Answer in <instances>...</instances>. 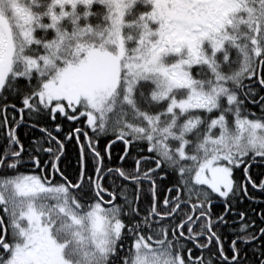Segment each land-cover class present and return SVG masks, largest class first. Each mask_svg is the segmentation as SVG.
<instances>
[{
  "label": "snow or ice",
  "instance_id": "snow-or-ice-1",
  "mask_svg": "<svg viewBox=\"0 0 264 264\" xmlns=\"http://www.w3.org/2000/svg\"><path fill=\"white\" fill-rule=\"evenodd\" d=\"M256 159L264 0H0V264H264Z\"/></svg>",
  "mask_w": 264,
  "mask_h": 264
},
{
  "label": "trees",
  "instance_id": "trees-1",
  "mask_svg": "<svg viewBox=\"0 0 264 264\" xmlns=\"http://www.w3.org/2000/svg\"><path fill=\"white\" fill-rule=\"evenodd\" d=\"M257 108H258V106L253 108V110H257ZM73 126H77V125H74L70 122L65 121L64 131L65 132L69 131L71 129V127H73ZM87 131L89 132V135H92L91 129H87ZM18 134L20 135L22 141L27 143L31 137H33L34 135H36L38 133L36 132V130L25 131V130L18 129ZM109 136H110V134H109ZM110 138H111V136H110ZM101 143H105V141L102 140ZM122 148H123L122 143H116L113 145V147L111 149L112 157H113V163H115L117 165L119 164L118 157L122 152ZM77 152H78V148H77V145L75 144V141L68 142L66 145V152H65L64 160L67 163L71 164L73 167L75 166V163H76ZM253 165L254 166L251 169L253 175L260 172L261 169H264V161H261L259 159L254 160ZM69 170H71V169H69ZM250 193H251V195L257 197V199H255L256 201H250L249 199H245L242 202V207L255 208L256 211L259 212L261 210V208H264V195H261L258 190H252V189H250ZM217 210H219V206H217Z\"/></svg>",
  "mask_w": 264,
  "mask_h": 264
},
{
  "label": "flooded vegetation",
  "instance_id": "flooded-vegetation-1",
  "mask_svg": "<svg viewBox=\"0 0 264 264\" xmlns=\"http://www.w3.org/2000/svg\"><path fill=\"white\" fill-rule=\"evenodd\" d=\"M17 119H19V117ZM18 129L25 130V131H32V130H34L26 122H22L21 126ZM250 201H256V200H250Z\"/></svg>",
  "mask_w": 264,
  "mask_h": 264
},
{
  "label": "bare ground",
  "instance_id": "bare-ground-1",
  "mask_svg": "<svg viewBox=\"0 0 264 264\" xmlns=\"http://www.w3.org/2000/svg\"><path fill=\"white\" fill-rule=\"evenodd\" d=\"M116 143H120V142H116ZM116 143H115V144H116Z\"/></svg>",
  "mask_w": 264,
  "mask_h": 264
},
{
  "label": "rangeland",
  "instance_id": "rangeland-1",
  "mask_svg": "<svg viewBox=\"0 0 264 264\" xmlns=\"http://www.w3.org/2000/svg\"><path fill=\"white\" fill-rule=\"evenodd\" d=\"M121 143V142H120Z\"/></svg>",
  "mask_w": 264,
  "mask_h": 264
},
{
  "label": "water",
  "instance_id": "water-1",
  "mask_svg": "<svg viewBox=\"0 0 264 264\" xmlns=\"http://www.w3.org/2000/svg\"><path fill=\"white\" fill-rule=\"evenodd\" d=\"M120 162V161H119Z\"/></svg>",
  "mask_w": 264,
  "mask_h": 264
}]
</instances>
